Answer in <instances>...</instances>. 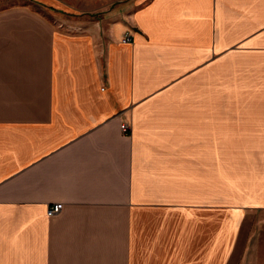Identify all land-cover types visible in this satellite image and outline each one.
<instances>
[{"label":"crops","instance_id":"crops-1","mask_svg":"<svg viewBox=\"0 0 264 264\" xmlns=\"http://www.w3.org/2000/svg\"><path fill=\"white\" fill-rule=\"evenodd\" d=\"M78 29L0 0V264H221L264 212V0Z\"/></svg>","mask_w":264,"mask_h":264},{"label":"rangeland","instance_id":"rangeland-1","mask_svg":"<svg viewBox=\"0 0 264 264\" xmlns=\"http://www.w3.org/2000/svg\"><path fill=\"white\" fill-rule=\"evenodd\" d=\"M18 6L35 9L55 27L71 33L83 26L93 25L101 28L103 24H112L126 20L141 0H47L43 5L34 0H12ZM130 43V42H129ZM251 223L243 224L238 234L236 246L222 256L221 264H248L244 256L247 238L260 240L264 230V212L251 213ZM224 250V249H223Z\"/></svg>","mask_w":264,"mask_h":264},{"label":"built area","instance_id":"built-area-1","mask_svg":"<svg viewBox=\"0 0 264 264\" xmlns=\"http://www.w3.org/2000/svg\"><path fill=\"white\" fill-rule=\"evenodd\" d=\"M123 44H127L130 42V36L127 34L123 37L122 41ZM120 130L123 135H129L130 133V127L127 124H121ZM63 209L62 204H53L49 207H47L46 210V216L47 218H52L53 216L59 214Z\"/></svg>","mask_w":264,"mask_h":264}]
</instances>
